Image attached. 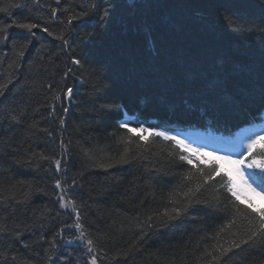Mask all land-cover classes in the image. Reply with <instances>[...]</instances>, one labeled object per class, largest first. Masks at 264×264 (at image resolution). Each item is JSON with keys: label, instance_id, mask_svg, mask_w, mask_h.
<instances>
[{"label": "trees", "instance_id": "obj_1", "mask_svg": "<svg viewBox=\"0 0 264 264\" xmlns=\"http://www.w3.org/2000/svg\"><path fill=\"white\" fill-rule=\"evenodd\" d=\"M0 8V264H264L259 217L222 187L218 162L156 135L231 134L261 118L264 0ZM251 154L264 185V144ZM61 195L76 211L60 206ZM185 203L179 217L161 216ZM252 231V242L212 261L214 245Z\"/></svg>", "mask_w": 264, "mask_h": 264}, {"label": "snow or ice", "instance_id": "obj_2", "mask_svg": "<svg viewBox=\"0 0 264 264\" xmlns=\"http://www.w3.org/2000/svg\"><path fill=\"white\" fill-rule=\"evenodd\" d=\"M0 11H6V9L4 8H0ZM19 27L21 28H27V29H32V28H36L37 25L35 24H20ZM43 31L47 32L48 29L45 28L43 29ZM51 34V33H49ZM62 38V37H61ZM23 53H21L22 55ZM74 64H79L80 61L79 60H73ZM6 88V85L4 84H0V94H2V90ZM72 89L68 88L67 92L65 93V95H71L72 93ZM54 100H58L60 99V96L54 95L53 96ZM65 111H67V109H65ZM63 123V121H61ZM122 128H126L127 124H121ZM129 132H134L136 131V129H128ZM147 131V130H145ZM156 135L159 136H163L165 139H171V140H175L176 143L178 145H181L185 151H191V154L193 156H196L197 158L202 157V156H213L214 160H226L225 157H219V156H214V154L212 153H205V152H201L198 149H189L188 145H185L184 142L182 140H177L176 137H169L166 133L163 132H158L156 133ZM141 139H144L143 136H141ZM259 142V138L257 140H252L250 141V143L248 144V152L249 154H251L253 152V149L255 147V145ZM180 159L184 160L186 159V157L181 156ZM118 162H126L124 161L123 156L121 157V161ZM230 164L236 165V169H235V175L233 174V170L228 169L224 171V175L227 176V181L225 183V185H222V187H226V190L228 193H230V195L232 197H234L235 201H238L239 204L245 205L247 209L250 210L251 213H255L257 217H259V228L261 231H264V204L261 205H256L254 203L255 198H259L260 201L264 202V185H257V187H253V184H256V180L253 179L252 176H249L247 179H245L244 173L239 171V165L242 163L241 161H227ZM56 165H57V169L59 170V166H60V161L57 160L55 161ZM188 163H192V160L189 158L188 159ZM255 163V161H254ZM219 168H217L216 172L217 174H219ZM209 179H211V177H209ZM251 181V183L249 182ZM55 187L58 189H61V182L59 180L56 181ZM259 189V190H258ZM200 190V185H197L196 188H189L187 192L184 193V197L187 201L191 202L192 197H194L196 195V193ZM60 200V206L62 208H67V207H71L73 209V211H76V206L74 201L71 200H65V197L63 195H61L59 197ZM188 203H185L183 205V207H174L171 210H165L164 213L161 214V216L163 217H167L168 220H172L175 219L177 217H179L182 213V211L186 210L188 207ZM174 214V215H173ZM77 216H79V213H77ZM234 222V221H233ZM227 227V226H225ZM76 228L80 229L81 225L79 223L76 224ZM224 228L220 229V232H223ZM217 237H219L220 233L218 232ZM80 236L83 237L84 233L83 231L80 232ZM257 237V232L256 231H252L251 235L248 236L247 239H241L239 241H232L231 244L229 245V247H222V246H216L214 245V251L219 253V256L216 255H212L211 252L206 251L205 255H212V261H219L221 259V257L226 256L230 251H232L233 249H239L241 247V245H246L249 244L250 242H252L254 240V238ZM88 245H89V251H92V240H88L87 241ZM50 259V257H49ZM92 264H96L95 259H93Z\"/></svg>", "mask_w": 264, "mask_h": 264}, {"label": "rangeland", "instance_id": "obj_3", "mask_svg": "<svg viewBox=\"0 0 264 264\" xmlns=\"http://www.w3.org/2000/svg\"><path fill=\"white\" fill-rule=\"evenodd\" d=\"M263 117H264V114H263ZM121 122L125 124L126 120L123 119ZM145 130H147L146 132H148L149 128H146ZM156 132H163V133H166L170 137H173V136L176 137L177 140H182L185 145L189 146V149H198L201 152L212 153L214 154V156L225 157L226 160H217V161L220 163V166L224 171L231 169L233 170L234 175L236 174L235 169L237 166L230 164L227 161L229 160L230 161H241L242 163L238 166L239 171L244 173L245 179H247L248 176L245 172V169H247L248 171H252V169H256L257 167L253 166L255 164L254 161L256 159H252L250 160V162L244 161V160L242 161L243 159L242 156L246 150L248 151V144L250 143V141L257 140L259 138V142L257 143L259 144L264 140V118L260 124L256 126H251L244 130L236 132V134L232 137V140H231L234 147L224 152H221L220 148H214V145L209 140L202 139L203 141L202 145L198 144V141L200 140L202 136L200 132H195V131L193 132L191 130H179V131H174V132L165 131V130H156ZM213 140L215 142L221 141L219 138H216ZM187 152L191 154L190 150ZM200 158L211 160L213 159V156H202ZM253 187H256V186L253 185ZM254 203L258 206L261 204H264V202L260 201L259 198H255Z\"/></svg>", "mask_w": 264, "mask_h": 264}, {"label": "bare ground", "instance_id": "obj_4", "mask_svg": "<svg viewBox=\"0 0 264 264\" xmlns=\"http://www.w3.org/2000/svg\"><path fill=\"white\" fill-rule=\"evenodd\" d=\"M166 131V130H165ZM258 147V146H257ZM264 164V163H263Z\"/></svg>", "mask_w": 264, "mask_h": 264}]
</instances>
